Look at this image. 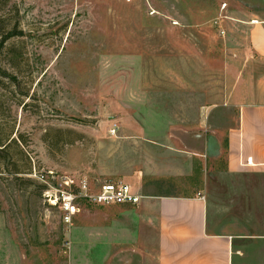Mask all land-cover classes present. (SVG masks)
Instances as JSON below:
<instances>
[{"label": "rangeland", "instance_id": "obj_1", "mask_svg": "<svg viewBox=\"0 0 264 264\" xmlns=\"http://www.w3.org/2000/svg\"><path fill=\"white\" fill-rule=\"evenodd\" d=\"M252 5L0 0V264L108 263L116 248L94 238L82 247V224L94 237L131 235L118 242L126 258L153 248L137 216L118 211L137 204L79 200L66 227L34 177L47 172L84 177L92 192L123 182L140 195L198 194L209 232L231 236L242 264H264V172L226 171L236 111L218 103L225 67L241 61L228 21L264 15ZM220 16L225 38L212 26Z\"/></svg>", "mask_w": 264, "mask_h": 264}, {"label": "crops", "instance_id": "obj_2", "mask_svg": "<svg viewBox=\"0 0 264 264\" xmlns=\"http://www.w3.org/2000/svg\"><path fill=\"white\" fill-rule=\"evenodd\" d=\"M248 3L253 7L264 6V0H248ZM228 22L240 32L239 48H235L232 55H239L241 61L239 70L236 65L225 67L224 91L218 100L219 104L236 111V123L227 128L225 135L226 171L230 174L264 172V15L251 12L247 18L229 19ZM228 22L224 26L226 36L230 32ZM247 160L250 165L246 164ZM140 196L138 208L118 211L127 217L124 219L127 223L137 216L140 232L151 234L152 249L143 238H138L146 245L147 251L141 252L143 257H125L128 247L118 242L132 239L131 235L112 237L106 235L105 228H97L94 237L90 235L92 228L83 224L76 227L81 231V246L87 247V241L94 238L104 241L107 249L116 248L112 259L104 264H242L231 236L209 232L206 203L198 194L148 193ZM84 260L91 264L89 258Z\"/></svg>", "mask_w": 264, "mask_h": 264}, {"label": "built area", "instance_id": "obj_3", "mask_svg": "<svg viewBox=\"0 0 264 264\" xmlns=\"http://www.w3.org/2000/svg\"><path fill=\"white\" fill-rule=\"evenodd\" d=\"M223 18L220 16L212 22V26L218 29V34L221 36H224V31L221 28ZM246 164L250 165V161L247 160ZM34 177L47 186L44 191L45 200L60 212L62 222L68 228L72 226L73 220L79 212L77 206L79 200L96 206H108L135 205L142 198L123 182L104 183L92 192L88 181L81 176L57 177L54 173L47 172L38 173ZM54 183L55 186L52 185Z\"/></svg>", "mask_w": 264, "mask_h": 264}, {"label": "trees", "instance_id": "obj_4", "mask_svg": "<svg viewBox=\"0 0 264 264\" xmlns=\"http://www.w3.org/2000/svg\"><path fill=\"white\" fill-rule=\"evenodd\" d=\"M1 143V142H0ZM13 143H15L14 141H13Z\"/></svg>", "mask_w": 264, "mask_h": 264}]
</instances>
